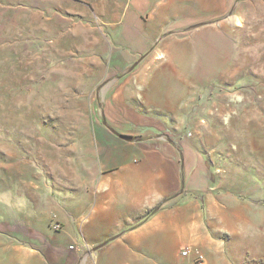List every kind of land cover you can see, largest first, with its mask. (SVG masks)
<instances>
[{
  "label": "rangeland",
  "instance_id": "374dc122",
  "mask_svg": "<svg viewBox=\"0 0 264 264\" xmlns=\"http://www.w3.org/2000/svg\"><path fill=\"white\" fill-rule=\"evenodd\" d=\"M53 1L0 0V264H10L11 241L76 247L74 232L54 234L52 204L85 199L96 122L118 133L102 118L116 87L144 118L121 123L125 132L164 133L199 152L190 186L209 199L221 240L213 264H264V0H237L226 28H195L188 58L149 44L143 62L141 44L121 41L120 28L68 21ZM145 85L154 91L140 94Z\"/></svg>",
  "mask_w": 264,
  "mask_h": 264
},
{
  "label": "crops",
  "instance_id": "0c3cea01",
  "mask_svg": "<svg viewBox=\"0 0 264 264\" xmlns=\"http://www.w3.org/2000/svg\"><path fill=\"white\" fill-rule=\"evenodd\" d=\"M58 2L62 3L59 5L68 21L83 22L93 17L106 22L108 27L120 28L116 34L121 41L141 44L138 51L142 61L147 58L143 53L149 44L172 45L177 59L189 55L188 42L193 40V30L206 24H222V29L226 28L225 20L237 0ZM195 9L205 13L195 16ZM159 56L160 53L155 58L160 60ZM142 62L129 70L138 69ZM174 67L177 68L176 64ZM150 91H154V86L145 85L138 90L140 94ZM108 92L102 118L126 139L96 122V163L83 174L90 176V180L84 181L88 189L85 199L52 204L57 210L50 220L59 225L54 226V234L74 232L76 247L69 245L66 249L45 240L29 247L11 241L5 244L10 251V264H195V251L203 255L206 264H213L216 255L209 250L221 240L211 234L208 225L209 199H203L190 186L194 153L198 155V166L203 162L199 152L189 143L175 141L164 133L139 136L125 132L121 123H137L144 118L125 106L118 87ZM165 199L160 210L143 220L147 210ZM31 234L39 236L32 231ZM186 248L190 252L183 255ZM21 249L27 250L22 263L15 258Z\"/></svg>",
  "mask_w": 264,
  "mask_h": 264
},
{
  "label": "built area",
  "instance_id": "2783aa9c",
  "mask_svg": "<svg viewBox=\"0 0 264 264\" xmlns=\"http://www.w3.org/2000/svg\"><path fill=\"white\" fill-rule=\"evenodd\" d=\"M55 228H59V225H55ZM190 252V250L188 248H186L182 254L183 255H187ZM195 257H196V263L197 264H206L205 259L203 257V255L201 253H199L198 251H195Z\"/></svg>",
  "mask_w": 264,
  "mask_h": 264
},
{
  "label": "trees",
  "instance_id": "16d2710c",
  "mask_svg": "<svg viewBox=\"0 0 264 264\" xmlns=\"http://www.w3.org/2000/svg\"><path fill=\"white\" fill-rule=\"evenodd\" d=\"M166 201H167V199L163 200L162 202H160L159 204H157L155 207H153V208L147 210V211L145 212V216H144L143 220L146 219L147 217L153 215V214L156 213L158 210H160V209L163 207V205L165 204Z\"/></svg>",
  "mask_w": 264,
  "mask_h": 264
},
{
  "label": "water",
  "instance_id": "95a60500",
  "mask_svg": "<svg viewBox=\"0 0 264 264\" xmlns=\"http://www.w3.org/2000/svg\"><path fill=\"white\" fill-rule=\"evenodd\" d=\"M117 136H119V137H121V138H123V139H126V136H124V135H121V134H118V133H116V132H114Z\"/></svg>",
  "mask_w": 264,
  "mask_h": 264
}]
</instances>
